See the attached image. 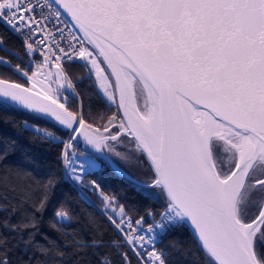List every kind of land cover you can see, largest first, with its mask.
Segmentation results:
<instances>
[{
    "label": "snow or ice",
    "instance_id": "snow-or-ice-1",
    "mask_svg": "<svg viewBox=\"0 0 264 264\" xmlns=\"http://www.w3.org/2000/svg\"><path fill=\"white\" fill-rule=\"evenodd\" d=\"M0 24L24 41L21 56L0 37L7 54L0 56V69L7 70L0 72V108L17 104L68 133L65 141L23 124L63 144L61 158L74 181L82 174L68 149L81 135L96 148L131 137L133 151L148 158L150 183L125 178L162 210H147L145 227V216L133 221L92 181L120 239L74 237L77 251L93 249L96 264H133V258L168 264L157 245L190 222L206 264H264V0H0ZM73 63L86 69L76 83L91 80L100 99L117 109L102 127L86 119L91 106L86 114L64 67ZM54 185L49 178L33 211L21 212L15 223L18 207L0 205L7 212L0 229L15 233L0 234V264H15V248L32 253L19 264H34L37 252L48 255L54 242L36 240L35 216ZM54 215L70 220L63 208Z\"/></svg>",
    "mask_w": 264,
    "mask_h": 264
},
{
    "label": "trees",
    "instance_id": "trees-1",
    "mask_svg": "<svg viewBox=\"0 0 264 264\" xmlns=\"http://www.w3.org/2000/svg\"><path fill=\"white\" fill-rule=\"evenodd\" d=\"M0 37L21 56L24 55L22 41L6 25L0 24ZM0 56H7V54L0 51ZM8 58L11 59V57ZM24 59L26 60L27 57L25 56ZM12 62L15 64L20 61L13 59ZM64 67L76 84V91L83 99L86 114L91 106L92 116L86 115V119L102 127L108 117L117 112V109L114 106H108L100 99L91 87L89 79H84L83 83H76L77 77H83L86 73L81 64H65ZM0 72H7V70L0 69ZM8 76L13 81L23 82L10 72ZM25 121L40 129H48L64 140L69 137L68 133L59 130V126L46 116L33 113L17 104L0 108V152L5 150L8 152L6 158L0 159V205H7L9 211L12 207H18L19 210L11 217L12 223H15L20 219L21 212L33 211V205L38 203L43 195L41 186L49 178L54 179L55 185L49 191L50 200L46 209L36 213L35 216L36 231H38L36 240L44 243L43 238L47 237L54 243L49 245L47 256L39 252L35 253L33 262L34 264L36 261H46V264H96V257L92 254L93 249L77 251L72 244L73 238L90 241L93 237L100 238L102 234L104 240L111 241L119 240L120 236L99 209L85 199V196L67 179L61 158L63 144L49 143L42 135L26 131L23 127ZM128 138L131 139V137ZM122 142L123 140L119 143L112 141L108 144L122 154L133 155V152L124 147ZM73 146L78 152L87 153L101 163L98 168L89 171L85 179L96 180L103 191L114 194L134 218L145 216L146 211L150 209L157 212L162 210V204L146 198L137 191L136 187L125 178V174L130 175L114 164L108 152L94 151L81 140H76ZM141 155L143 162L149 166L146 155ZM58 208L68 211L69 221H57L54 213ZM6 217L7 212L0 211V220ZM0 234L10 238L15 236V233L6 229H0ZM14 242V240L10 241V243ZM157 246L168 253V264H206L205 255L187 222L169 231L163 236L162 243ZM59 253H63V256L58 255ZM10 256L15 264H19L21 257L27 259L32 256V253L15 248ZM133 264H135L134 258Z\"/></svg>",
    "mask_w": 264,
    "mask_h": 264
},
{
    "label": "rangeland",
    "instance_id": "rangeland-1",
    "mask_svg": "<svg viewBox=\"0 0 264 264\" xmlns=\"http://www.w3.org/2000/svg\"><path fill=\"white\" fill-rule=\"evenodd\" d=\"M89 82H90V84H92V81L89 80ZM116 130H118V129H116ZM109 131L112 132L115 130L110 129ZM104 135H108V133H104ZM66 139H68V137ZM77 140H79V141L81 140V142L83 144H85L87 147H89L90 149H92L94 151L105 150V152H108V154L111 157V160L114 162V164L116 166H118L120 169H122L124 172H127L131 177H134L137 180L144 181L146 183L151 182V180L153 179L152 173L150 172V167L146 163L143 162V159L141 157L142 156L141 153L133 151L134 145L132 143H130L131 139H129L128 137H125L123 139L122 145L126 148H129L133 152V155L122 154V153H120L121 151L118 152L117 150H115L113 148L114 146L112 147L109 144H107L106 146L102 145L103 148H101V147L96 148L95 146L87 143L82 135ZM72 146H73V144H72ZM73 148H74V146H73ZM75 151L77 154L76 155L77 158L87 161L90 165L93 166L94 169H96L100 166L101 163H100V161H98V159L91 158V156L88 155L87 153L78 152L76 149H75ZM84 181L90 182L89 180L85 179V175H81V181L80 182H84Z\"/></svg>",
    "mask_w": 264,
    "mask_h": 264
},
{
    "label": "built area",
    "instance_id": "built-area-1",
    "mask_svg": "<svg viewBox=\"0 0 264 264\" xmlns=\"http://www.w3.org/2000/svg\"><path fill=\"white\" fill-rule=\"evenodd\" d=\"M64 19H68L66 16L64 17ZM22 36H27L28 35V33L25 31V32H23L22 34H21ZM18 36V35H17ZM19 38H20V40L22 41V43H23V45H24V41L21 39V36H18ZM37 38H39V37H37ZM28 59V58H27ZM26 59V60H27ZM35 59L36 60H39L40 59V56L39 55H37L36 57H35ZM85 72H86V69H85ZM91 81V80H90ZM43 130H46V131H49L48 129H43ZM49 132H52V131H49ZM54 133V132H53ZM55 134V133H54ZM68 139H69V137H68ZM68 139H65V141H67ZM68 154H69V159H71V160H74L75 161V164H76V166H77V168H79V170H77V172H79V173H81V174H85L87 171H88V169H92V168H90L91 167V165L87 162V161H85V160H81V159H79V158H77V154H76V151H75V149L73 148V146L71 145V147H70V149H68ZM65 167V166H64ZM65 174H66V177H68V178H70L74 183H75V181L71 178V174L70 173H67L66 172V169H65ZM97 184V183H96ZM99 185V184H98ZM90 190H91V192H89L88 194H86L87 196H88V198L98 207V209H99V211L104 215V216H106L107 218H108V215L110 214H105V212L103 211V209H104V203H103V201H102V198H101V196L99 195V193L97 192V191H95L93 188H92V186L90 187ZM108 195H110V196H115L114 194H108ZM126 210V209H125ZM127 211V210H126ZM127 213L132 217V219H133V221H135L136 219H138L139 217H141V216H138V217H136V218H134L128 211H127ZM145 220H146V223H145V227H147V224L148 223H151V220L149 219V218H146L145 217Z\"/></svg>",
    "mask_w": 264,
    "mask_h": 264
},
{
    "label": "bare ground",
    "instance_id": "bare-ground-1",
    "mask_svg": "<svg viewBox=\"0 0 264 264\" xmlns=\"http://www.w3.org/2000/svg\"><path fill=\"white\" fill-rule=\"evenodd\" d=\"M62 165H63V170L65 171V167H64V163H63V160H62ZM90 168H92V169H88V171L85 173V174H82V175H86L89 171H93V170H95L94 168H93V166L91 165V167ZM77 170H79V168H77ZM66 175V174H65ZM67 179L84 195V196H86L87 197V199L91 202V203H93L89 198H88V196L86 195V194H88L89 192H91V190H90V187H91V182L92 181H95L97 184H99V186H100V189H102L101 188V185H100V183H98L96 180H93V179H91V180H89L90 182H86V181H84V182H77V181H75V183L70 179V178H68L67 177ZM103 190V189H102ZM105 194H110V193H107V192H105V191H103ZM94 204V203H93ZM94 206L95 207H97L95 204H94ZM97 209H98V207H97ZM106 217V216H105ZM107 218V217H106ZM108 219V218H107ZM109 220V219H108Z\"/></svg>",
    "mask_w": 264,
    "mask_h": 264
},
{
    "label": "water",
    "instance_id": "water-1",
    "mask_svg": "<svg viewBox=\"0 0 264 264\" xmlns=\"http://www.w3.org/2000/svg\"><path fill=\"white\" fill-rule=\"evenodd\" d=\"M66 16V15H65ZM67 17V16H66ZM68 18V17H67ZM47 117V116H46ZM48 118H50V117H48ZM51 119V118H50ZM189 225H190V227H191V229L193 230V227L191 226V224H190V222H187Z\"/></svg>",
    "mask_w": 264,
    "mask_h": 264
}]
</instances>
